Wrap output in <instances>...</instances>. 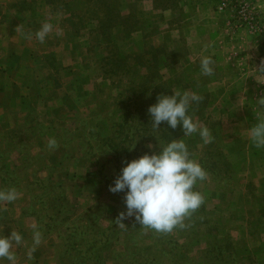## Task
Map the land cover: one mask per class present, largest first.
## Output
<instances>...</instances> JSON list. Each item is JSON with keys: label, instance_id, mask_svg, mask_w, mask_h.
I'll list each match as a JSON object with an SVG mask.
<instances>
[{"label": "rangeland", "instance_id": "374dc122", "mask_svg": "<svg viewBox=\"0 0 264 264\" xmlns=\"http://www.w3.org/2000/svg\"><path fill=\"white\" fill-rule=\"evenodd\" d=\"M249 1L264 29L263 0ZM191 2H24L40 9L32 19L52 23L51 45L62 51L34 52L33 99L10 116L25 122L0 129V189L21 194L13 203L0 202V236L14 230L24 238L13 245L16 264H264V148H256L248 132L264 121L256 104L264 98L258 83L264 78L248 69L261 61L232 56L236 35L264 36V30H233L231 14L218 11L219 0H210L213 15L204 25L198 13L189 25L185 8ZM216 12L227 17V40H217L222 30L214 33L224 22L213 18ZM202 56H211L212 76L201 74ZM177 90L203 97L189 114L214 139L205 145L198 134L184 138L207 172L194 186L204 203L185 218V227L160 233L135 216L121 220L124 193L109 186L123 161L183 137L169 141L137 131L132 137L134 129L127 130L131 117L159 94ZM50 138L55 149L48 147ZM33 224L42 242L29 255Z\"/></svg>", "mask_w": 264, "mask_h": 264}, {"label": "clouds", "instance_id": "9594fccd", "mask_svg": "<svg viewBox=\"0 0 264 264\" xmlns=\"http://www.w3.org/2000/svg\"><path fill=\"white\" fill-rule=\"evenodd\" d=\"M52 30L53 25L46 22L35 33V38L44 43ZM200 71L204 76L213 75L211 56L201 57ZM256 72L264 78V68ZM202 99L203 97L195 92L177 90L172 95L159 94L156 103L148 108L154 129H160L162 123H166L171 129L179 126L183 137L173 139L165 146L159 147L158 152L152 154L146 152L137 159L122 162L120 174L109 186V191L114 194L124 193L126 213H121V220L125 215L135 216L136 221L143 227L160 233H170L177 227H185V218L204 203L203 195L194 191V186L197 182L207 179V172L197 160L191 158L184 139L198 134L203 144L213 142L214 137L207 126H201L189 114L190 107ZM256 104L264 109V98ZM248 132L251 143L256 148H264V121L250 127ZM48 147L50 149L57 147L55 138L49 139ZM148 147L151 149V145ZM20 195L14 187L0 189V202L13 203ZM32 229V247L29 249V255L42 242L38 226L33 224ZM23 243L22 234L14 230L10 236H0V264H4L5 260L9 264H16V255L12 248L14 244Z\"/></svg>", "mask_w": 264, "mask_h": 264}, {"label": "crops", "instance_id": "0c3cea01", "mask_svg": "<svg viewBox=\"0 0 264 264\" xmlns=\"http://www.w3.org/2000/svg\"><path fill=\"white\" fill-rule=\"evenodd\" d=\"M25 1L31 2L32 0H0V129L14 122H25L24 117L10 116L13 111L20 108L24 99H33L30 98V95L36 85L38 71L33 60L34 52L57 54L62 51L58 46L52 47L53 40L56 39V31L52 30L44 43H40L35 38V33L46 22L41 23L36 18L32 19V13H36L40 9L37 8L36 3H31V5L28 3L27 7H24ZM258 2L259 11L264 15V0ZM185 10L188 13L185 20L189 25L197 13L202 19L201 26L213 15L210 0H192ZM213 18H224V22L221 21L223 27L218 26L214 31L217 33L218 30L221 31L225 27L227 17L218 12ZM221 33V36L217 35V40L225 35L223 30ZM223 39L227 40L225 37ZM209 41L208 35L207 42ZM233 41L232 45L235 51L232 56L235 59L259 60L261 64L257 63L248 69L264 68V36L251 37L240 33L234 37Z\"/></svg>", "mask_w": 264, "mask_h": 264}, {"label": "built area", "instance_id": "2783aa9c", "mask_svg": "<svg viewBox=\"0 0 264 264\" xmlns=\"http://www.w3.org/2000/svg\"><path fill=\"white\" fill-rule=\"evenodd\" d=\"M219 12H229V25L233 30L246 29L252 34L263 31L262 19L249 0H219Z\"/></svg>", "mask_w": 264, "mask_h": 264}, {"label": "trees", "instance_id": "16d2710c", "mask_svg": "<svg viewBox=\"0 0 264 264\" xmlns=\"http://www.w3.org/2000/svg\"><path fill=\"white\" fill-rule=\"evenodd\" d=\"M140 103H144L143 101H140ZM150 106H146L144 107L141 111L140 114L137 113L136 115H134V119L133 117H131L130 121L132 122L130 124V126L127 127V130H130V128L132 127L134 129L132 137L138 132L143 133V136H152V137H165L166 139L169 138L168 140L170 141L171 138L173 137H180L183 132L181 130V128L178 126L176 129H171L167 126L166 123H162L160 125V127H162L163 129H154L153 125H152V120L150 115L148 114V108ZM128 113H131V111L128 110ZM139 114V115H138ZM127 116V114H126ZM139 116V117H138ZM179 130V131H177ZM171 135L173 137H171Z\"/></svg>", "mask_w": 264, "mask_h": 264}]
</instances>
